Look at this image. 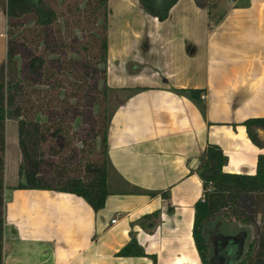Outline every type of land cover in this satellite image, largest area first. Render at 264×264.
Here are the masks:
<instances>
[{
    "label": "crops",
    "instance_id": "crops-1",
    "mask_svg": "<svg viewBox=\"0 0 264 264\" xmlns=\"http://www.w3.org/2000/svg\"><path fill=\"white\" fill-rule=\"evenodd\" d=\"M106 6V84L122 98L107 134L104 207L9 190L18 176L7 185L4 173L3 264H201L192 229L203 153L220 148L223 172L237 175H254L264 154L242 126L264 119V0H178L164 21L139 0ZM5 57L0 6V66ZM182 90L202 91L203 112ZM132 239L146 257L117 255Z\"/></svg>",
    "mask_w": 264,
    "mask_h": 264
},
{
    "label": "trees",
    "instance_id": "trees-1",
    "mask_svg": "<svg viewBox=\"0 0 264 264\" xmlns=\"http://www.w3.org/2000/svg\"><path fill=\"white\" fill-rule=\"evenodd\" d=\"M177 1L139 0L144 12L159 21L167 19ZM106 5L107 0L86 3L96 32H91L87 37L89 41L78 47L82 51L93 52L92 57L84 62L78 55L79 51L73 49L74 44L67 45L61 38L59 26L56 30L58 38L54 36L55 31L48 30L57 24V15L44 0H0L6 15V57L0 66V264H3L5 224L3 193L7 121L17 123L18 149L22 160L17 173L18 182L8 187L9 190L71 194L83 199L94 212L104 207L109 194L107 178L111 168L107 155V134L116 109L112 112L107 110L109 94L113 91L106 84ZM30 32H35L32 39L44 52L28 63L21 58L20 46L30 41ZM67 50L72 52L69 56L65 54ZM138 91L140 89L131 90L126 96ZM175 93L188 97L203 112L202 91L182 90ZM69 114L76 121L77 129L85 119L92 118L93 126L87 135L94 136L98 153L95 161L86 163L76 175L66 177L58 172L53 179L46 180L41 174L42 161L38 159L43 154L40 146L46 141V135L52 139L70 135L74 127L63 123V118ZM242 126L250 142L257 148H264V119H249ZM226 162L227 158L220 148L209 145L197 168L203 195L194 206L192 239L195 249L201 264H212L204 227L219 217L256 228V237L246 245L239 260L231 264H264V154L257 157L254 175L224 173L222 169ZM132 193L153 195L136 188ZM117 255L146 257L134 239ZM150 258L155 264V257Z\"/></svg>",
    "mask_w": 264,
    "mask_h": 264
},
{
    "label": "rangeland",
    "instance_id": "rangeland-1",
    "mask_svg": "<svg viewBox=\"0 0 264 264\" xmlns=\"http://www.w3.org/2000/svg\"><path fill=\"white\" fill-rule=\"evenodd\" d=\"M94 0H44V2L55 11L57 15V24L49 28L50 32L55 31V37L58 38V26L61 30L60 36L65 40L67 45L73 43L74 50H78L79 57L86 62L92 57L93 52H85L78 47L86 44L87 38L91 32H96V27L92 17L89 15L90 8L86 6L87 2ZM28 19V18H27ZM29 21V20H28ZM30 24V23H29ZM27 27V26H26ZM29 27V26H28ZM28 34L27 30H25ZM35 32H30V41L22 43L20 46L21 58L23 61H29L38 55L43 54L44 50L38 46L33 35ZM37 47V50H36ZM69 50L66 55L71 54ZM122 96L115 93H110L107 110L112 112L116 105L121 100ZM91 112V110H89ZM92 118L85 119L81 126L77 129V123L71 118V114L63 118V123L70 124L74 127L70 135H59L56 139H52L46 135V141L40 146V151L43 153L41 159V174L47 179H53L56 173L61 172L66 177L76 175L79 170H83L86 163L95 161V156L98 149L94 144V136L87 135L93 126ZM77 132L76 134H74ZM5 182L7 185L16 182L18 168L22 165L18 149L17 140V123L9 120L5 126ZM5 216V215H4ZM258 223V222H257ZM216 225V226H215ZM219 225L224 227V230L218 229ZM258 225V224H257ZM260 225V224H259ZM226 230V231H225ZM236 231H239L237 234ZM227 234L224 238L222 234ZM206 242L209 246L210 260H214V264H231L235 263L243 252L246 245L256 237V228L246 227L237 224L233 221H227L222 218H215L214 221L208 224L207 230L204 232ZM231 237V238H230ZM243 241L245 242L243 248ZM232 249L231 261H225V250Z\"/></svg>",
    "mask_w": 264,
    "mask_h": 264
},
{
    "label": "flooded vegetation",
    "instance_id": "flooded-vegetation-1",
    "mask_svg": "<svg viewBox=\"0 0 264 264\" xmlns=\"http://www.w3.org/2000/svg\"><path fill=\"white\" fill-rule=\"evenodd\" d=\"M222 236H224V235H222ZM224 238H226V236H224ZM224 256L226 257L225 258V261H227V260H229V261H231V258H232V249H227V250H225V253H224ZM212 262V264H214V260L213 261H211Z\"/></svg>",
    "mask_w": 264,
    "mask_h": 264
},
{
    "label": "built area",
    "instance_id": "built-area-1",
    "mask_svg": "<svg viewBox=\"0 0 264 264\" xmlns=\"http://www.w3.org/2000/svg\"><path fill=\"white\" fill-rule=\"evenodd\" d=\"M201 99H202V96H201ZM113 223H114V221H113Z\"/></svg>",
    "mask_w": 264,
    "mask_h": 264
}]
</instances>
